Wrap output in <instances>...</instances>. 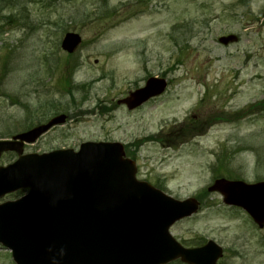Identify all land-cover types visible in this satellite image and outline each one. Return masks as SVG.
<instances>
[{
  "label": "rangeland",
  "instance_id": "374dc122",
  "mask_svg": "<svg viewBox=\"0 0 264 264\" xmlns=\"http://www.w3.org/2000/svg\"><path fill=\"white\" fill-rule=\"evenodd\" d=\"M263 6L264 0L0 1V140L66 115L22 151L119 142L138 180L174 199L199 201L195 214L169 229L177 242L215 241L223 250L217 264H264V227L206 191L220 178L264 180ZM67 32L81 37L72 54L60 48ZM228 35L237 39L219 42ZM154 76L167 81L163 94L133 110L117 104ZM16 158L2 153L0 166ZM0 264H15L1 244Z\"/></svg>",
  "mask_w": 264,
  "mask_h": 264
},
{
  "label": "water",
  "instance_id": "95a60500",
  "mask_svg": "<svg viewBox=\"0 0 264 264\" xmlns=\"http://www.w3.org/2000/svg\"><path fill=\"white\" fill-rule=\"evenodd\" d=\"M79 42L77 34L67 33L61 46L71 52ZM165 87L164 79L149 78L118 103L136 108ZM64 121L60 115L0 141V155H19L0 166V197L27 190L0 204V243L15 264H167L178 258L187 264H216L222 249L213 241L184 248L169 233L173 223L197 211V200L178 201L137 180L135 162L124 157L122 144L85 142L78 151L22 155L23 142H34ZM209 190L221 192L226 204L243 208L259 227L264 225V181L220 179Z\"/></svg>",
  "mask_w": 264,
  "mask_h": 264
},
{
  "label": "trees",
  "instance_id": "16d2710c",
  "mask_svg": "<svg viewBox=\"0 0 264 264\" xmlns=\"http://www.w3.org/2000/svg\"><path fill=\"white\" fill-rule=\"evenodd\" d=\"M0 1H3V0H0Z\"/></svg>",
  "mask_w": 264,
  "mask_h": 264
}]
</instances>
